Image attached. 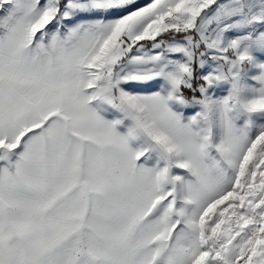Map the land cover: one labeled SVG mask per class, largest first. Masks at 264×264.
Masks as SVG:
<instances>
[{
  "label": "snow or ice",
  "instance_id": "snow-or-ice-1",
  "mask_svg": "<svg viewBox=\"0 0 264 264\" xmlns=\"http://www.w3.org/2000/svg\"><path fill=\"white\" fill-rule=\"evenodd\" d=\"M257 52L264 0H0V264H264Z\"/></svg>",
  "mask_w": 264,
  "mask_h": 264
},
{
  "label": "rangeland",
  "instance_id": "rangeland-1",
  "mask_svg": "<svg viewBox=\"0 0 264 264\" xmlns=\"http://www.w3.org/2000/svg\"><path fill=\"white\" fill-rule=\"evenodd\" d=\"M140 2L143 4V3H146L147 0H140ZM255 56H256V58H257L258 60H260L261 62H264V52H257V53H255ZM198 74H199V73H198ZM218 94H222V93H219V92H218ZM188 95L191 96V93H188ZM172 107H173V110H174L175 112H177V114L183 113L184 116H189V115L193 114L194 111L197 110V109H192V108L184 109V108H180V107L175 106V105H172ZM241 126H242V122H241ZM174 171H176V172L179 173V170H174Z\"/></svg>",
  "mask_w": 264,
  "mask_h": 264
},
{
  "label": "trees",
  "instance_id": "trees-1",
  "mask_svg": "<svg viewBox=\"0 0 264 264\" xmlns=\"http://www.w3.org/2000/svg\"><path fill=\"white\" fill-rule=\"evenodd\" d=\"M188 93H190V92H186V95H188ZM188 96H190V95H188Z\"/></svg>",
  "mask_w": 264,
  "mask_h": 264
}]
</instances>
